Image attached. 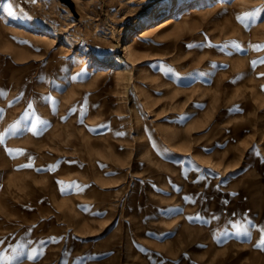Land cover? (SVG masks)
<instances>
[{"label":"rangeland","instance_id":"1","mask_svg":"<svg viewBox=\"0 0 264 264\" xmlns=\"http://www.w3.org/2000/svg\"><path fill=\"white\" fill-rule=\"evenodd\" d=\"M261 61L264 0H0V264H253L214 210L264 187Z\"/></svg>","mask_w":264,"mask_h":264},{"label":"crops","instance_id":"2","mask_svg":"<svg viewBox=\"0 0 264 264\" xmlns=\"http://www.w3.org/2000/svg\"><path fill=\"white\" fill-rule=\"evenodd\" d=\"M223 195L229 196L228 192L222 190L221 197ZM232 196H237V198L231 201L227 200L224 205H220L219 209L214 210L217 213H221V224L226 218V224L224 221L220 226L221 246L219 248L221 252H224L225 247L231 244L251 245L252 249L250 251L252 252L248 253L249 258L253 264H256L257 261L264 258L260 253L261 250H264V187L254 186L252 188L239 189ZM208 204L207 202L201 204V212L204 214L201 213L200 216L204 219L206 217L205 213L207 212L205 208H209L210 210V206H207ZM212 213L213 211H211V215ZM196 218H199V216L197 215ZM233 230H237L235 231V235H232L231 239L229 237L225 239L224 237L231 235L230 233ZM240 255L241 253H238L237 258H240ZM196 256L195 258L191 256H185L184 258L186 260L189 259L190 264H209L210 262H213V264H228V259L230 258L229 255L224 256L223 253L218 255V257L215 251L210 252V250L202 254L198 253ZM245 257L247 258L246 255ZM184 258H180L178 263L173 262V264H185ZM203 261L208 262L204 263Z\"/></svg>","mask_w":264,"mask_h":264},{"label":"bare ground","instance_id":"3","mask_svg":"<svg viewBox=\"0 0 264 264\" xmlns=\"http://www.w3.org/2000/svg\"><path fill=\"white\" fill-rule=\"evenodd\" d=\"M175 4V3H174ZM178 5V4H177ZM162 9V6H159L158 7V10L157 11H160ZM169 13H174V8H169L167 10ZM195 11V10H194ZM155 12V11H154ZM70 14V12L68 13ZM162 17V16H160ZM174 22V18L173 16L169 15L165 18H163L161 21H159L158 23L154 24V26H150V27H147V28H144L146 29L147 31H156L158 29H162L168 25H171L172 23ZM141 25V24H140ZM145 31V30H143ZM145 31V32H147ZM140 32V31H139ZM49 33V34H48ZM157 34V33H156ZM143 33L140 34V36H142ZM51 36H55V33L53 31L51 32H47L45 33V35H43V39H49ZM136 37V36H135ZM144 38V37H143ZM134 39H132V41L130 43H128L125 47V49L127 50V56L125 57H122L118 54L114 55L112 59H108L106 62L108 65H113V64H119V63H122V64H125L126 63V59H133V57L136 55L135 53V48H134ZM118 61V62H117ZM126 65V64H125ZM125 68V69H124ZM122 68L121 66L118 67V69H120V71H122L123 73H128L129 72V69L126 65V67ZM127 76V75H126ZM128 77V76H127Z\"/></svg>","mask_w":264,"mask_h":264},{"label":"snow or ice","instance_id":"4","mask_svg":"<svg viewBox=\"0 0 264 264\" xmlns=\"http://www.w3.org/2000/svg\"><path fill=\"white\" fill-rule=\"evenodd\" d=\"M253 63L255 64L256 62L254 61ZM261 63H264V61H261ZM28 166H30V165H28ZM28 166H26V167H28Z\"/></svg>","mask_w":264,"mask_h":264}]
</instances>
